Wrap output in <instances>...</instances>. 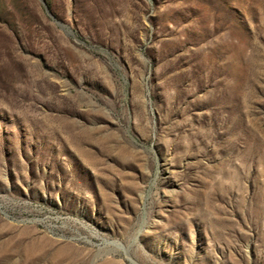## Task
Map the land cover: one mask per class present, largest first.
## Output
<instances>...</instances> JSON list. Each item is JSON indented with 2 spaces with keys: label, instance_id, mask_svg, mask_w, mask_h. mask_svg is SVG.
I'll use <instances>...</instances> for the list:
<instances>
[{
  "label": "rangeland",
  "instance_id": "374dc122",
  "mask_svg": "<svg viewBox=\"0 0 264 264\" xmlns=\"http://www.w3.org/2000/svg\"><path fill=\"white\" fill-rule=\"evenodd\" d=\"M0 264H264V0H0Z\"/></svg>",
  "mask_w": 264,
  "mask_h": 264
},
{
  "label": "bare ground",
  "instance_id": "6f19581e",
  "mask_svg": "<svg viewBox=\"0 0 264 264\" xmlns=\"http://www.w3.org/2000/svg\"><path fill=\"white\" fill-rule=\"evenodd\" d=\"M253 216V215H252Z\"/></svg>",
  "mask_w": 264,
  "mask_h": 264
}]
</instances>
